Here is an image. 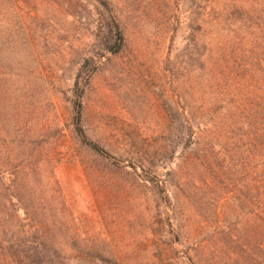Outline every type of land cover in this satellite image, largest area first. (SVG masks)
<instances>
[{"label":"rangeland","instance_id":"rangeland-1","mask_svg":"<svg viewBox=\"0 0 264 264\" xmlns=\"http://www.w3.org/2000/svg\"><path fill=\"white\" fill-rule=\"evenodd\" d=\"M112 1L124 39L116 53L100 49L102 13L94 0H0L1 91L19 99V152L51 156L45 168L52 167L69 216L70 244L122 264H191L184 252L190 244L220 248V264H262L256 235L246 243L240 169L202 176L194 166L173 205L154 186L162 169L136 161L168 138L173 157L181 152L180 52L190 32L182 0ZM168 8L177 20L169 52ZM75 79L83 87L82 128L104 155L72 131Z\"/></svg>","mask_w":264,"mask_h":264},{"label":"trees","instance_id":"trees-1","mask_svg":"<svg viewBox=\"0 0 264 264\" xmlns=\"http://www.w3.org/2000/svg\"><path fill=\"white\" fill-rule=\"evenodd\" d=\"M94 1L102 13L100 49L116 53L124 40L120 10L112 0ZM181 4L183 24L190 30L180 52L186 58L181 152L173 157L174 142L168 138L148 155L137 154L136 161L162 169L153 175L154 186L173 198V205L194 166L202 176L210 171L222 175L226 166L235 173L240 169L246 243L250 245V236L256 235L264 264V0H182ZM166 12V32H172L169 52L177 20L170 8ZM73 85L72 131L89 150L104 155L105 150L82 128L83 87L76 79ZM6 95L0 86V264H122L95 249L70 244L69 216L52 167L45 168L51 156L19 152V93L16 103ZM181 235L189 238L186 230ZM184 252L191 264L221 263L218 247L190 244ZM246 256L252 263L251 255Z\"/></svg>","mask_w":264,"mask_h":264}]
</instances>
